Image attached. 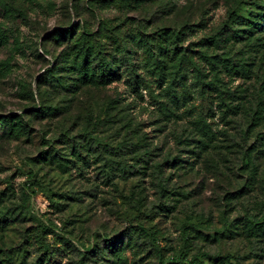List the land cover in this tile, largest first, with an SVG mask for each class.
Segmentation results:
<instances>
[{
	"label": "rangeland",
	"instance_id": "1",
	"mask_svg": "<svg viewBox=\"0 0 264 264\" xmlns=\"http://www.w3.org/2000/svg\"><path fill=\"white\" fill-rule=\"evenodd\" d=\"M263 212L264 0H0V264H264Z\"/></svg>",
	"mask_w": 264,
	"mask_h": 264
},
{
	"label": "trees",
	"instance_id": "2",
	"mask_svg": "<svg viewBox=\"0 0 264 264\" xmlns=\"http://www.w3.org/2000/svg\"><path fill=\"white\" fill-rule=\"evenodd\" d=\"M103 74L102 78H107V81L112 80V76L116 73V69L114 67H111L109 65H105L104 68H102ZM247 220L251 222V224L259 227L264 225V212L261 215H251L247 217ZM110 245H114L115 241L113 239L109 240ZM108 243V244H109ZM229 260L232 264H242L241 261H239L236 257L229 256Z\"/></svg>",
	"mask_w": 264,
	"mask_h": 264
}]
</instances>
